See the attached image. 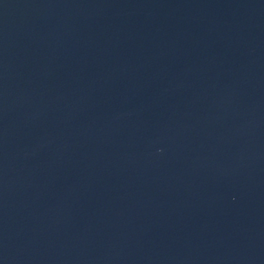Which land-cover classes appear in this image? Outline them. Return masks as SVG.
Listing matches in <instances>:
<instances>
[{"label": "water", "instance_id": "obj_1", "mask_svg": "<svg viewBox=\"0 0 264 264\" xmlns=\"http://www.w3.org/2000/svg\"><path fill=\"white\" fill-rule=\"evenodd\" d=\"M0 264H264V0H0Z\"/></svg>", "mask_w": 264, "mask_h": 264}]
</instances>
